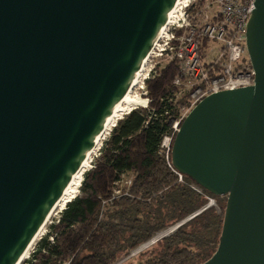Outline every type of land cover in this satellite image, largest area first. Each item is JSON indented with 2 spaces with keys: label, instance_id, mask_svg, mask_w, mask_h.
<instances>
[{
  "label": "water",
  "instance_id": "water-1",
  "mask_svg": "<svg viewBox=\"0 0 264 264\" xmlns=\"http://www.w3.org/2000/svg\"><path fill=\"white\" fill-rule=\"evenodd\" d=\"M175 1L0 0V264H18ZM253 4V85L202 99L171 145L175 171L226 199L203 264H264V0Z\"/></svg>",
  "mask_w": 264,
  "mask_h": 264
},
{
  "label": "trees",
  "instance_id": "trees-1",
  "mask_svg": "<svg viewBox=\"0 0 264 264\" xmlns=\"http://www.w3.org/2000/svg\"><path fill=\"white\" fill-rule=\"evenodd\" d=\"M174 63L145 83L147 107L118 120L48 234L20 264H117L157 234L181 224L134 263L203 264L217 249L226 199L194 191L172 172L161 143L188 105L173 85ZM128 177L130 185L124 184ZM206 196L216 208L202 211ZM52 239V240H51ZM130 260V259H129Z\"/></svg>",
  "mask_w": 264,
  "mask_h": 264
},
{
  "label": "built area",
  "instance_id": "built-area-1",
  "mask_svg": "<svg viewBox=\"0 0 264 264\" xmlns=\"http://www.w3.org/2000/svg\"><path fill=\"white\" fill-rule=\"evenodd\" d=\"M253 3L255 0L175 1L148 54L142 80L143 88L146 81L154 78L159 72V61L174 63L177 70L173 85L179 93H187L189 96L188 105L181 111L180 118L170 124L172 134L162 140L161 149L166 158L181 122L202 99L218 92L253 85L255 74L245 43L246 26L254 9ZM145 101L148 103L147 99ZM169 167L177 176L178 182H183L184 176L175 171L171 164ZM130 183V180L124 182L126 185ZM191 188L200 194L204 191L195 184ZM206 199L207 204L202 211L216 208L214 199L208 196ZM58 217L59 215L57 219ZM180 225L165 230L161 235L157 234L126 259L136 256L170 235Z\"/></svg>",
  "mask_w": 264,
  "mask_h": 264
},
{
  "label": "bare ground",
  "instance_id": "bare-ground-1",
  "mask_svg": "<svg viewBox=\"0 0 264 264\" xmlns=\"http://www.w3.org/2000/svg\"><path fill=\"white\" fill-rule=\"evenodd\" d=\"M146 61H147V59L142 63L139 71L137 72L134 80L132 81V83H131L130 87L128 88V90L126 91L125 95L122 97V99L119 101V103L116 105V107L111 112V114L108 117V119L106 120V123L104 124V127L102 128L100 134L98 135V137L94 141L92 148L90 149V151L87 153L86 157L84 158V160L80 164L78 171L72 176V178L69 181V184L67 185V187L65 188L62 196L58 199L55 206L51 209L46 221L53 214L54 211H56L58 208L61 209L63 206L68 204L77 194L78 187H79L81 180H82V175L87 170H89V168L91 167L90 166L92 164L91 158L96 154V151H97L96 148L99 144V138H100L101 134L104 131H106L111 125H114L115 122L120 120L122 118V116L124 114H127L131 109H135L137 107L145 108L147 106V102L144 99H141L138 97V98H136V99L140 100V101H138L132 97L133 92L137 88L142 89V80L144 78L143 69H144V65H145ZM141 100H143L144 102ZM46 221H45V223H46ZM44 224L40 228V230L38 231V233L36 234L34 239L30 242V244H29L28 248L26 249V251L24 252V254L20 257L18 264H20L25 259V255L28 253V250L30 249L31 245L34 243V241L39 236L42 228L44 227Z\"/></svg>",
  "mask_w": 264,
  "mask_h": 264
},
{
  "label": "rangeland",
  "instance_id": "rangeland-1",
  "mask_svg": "<svg viewBox=\"0 0 264 264\" xmlns=\"http://www.w3.org/2000/svg\"><path fill=\"white\" fill-rule=\"evenodd\" d=\"M167 64V61H165V60H162V61H159V63H158V65H157V68H158V70L160 71L165 65ZM145 90H146V88L145 87H143L142 89H136L134 92H133V94H132V97L134 98V99H136V98H140L141 97V99H144V100H146L147 98H146V93H145ZM183 93H178V96H180V95H182ZM136 100H138V101H140L139 99H136ZM141 101H143V100H141ZM144 102V101H143ZM115 124H116V122L114 123V125H111L106 131H104L102 134H101V136H100V138H99V144H98V146H97V148H96V154L91 158V167L93 166V163H94V161H95V158L97 157V155H98V153H99V151H100V149H101V147H102V145H103V143L105 142V140L108 138V136H109V133L111 132V130H112V128L115 126ZM90 167V168H91ZM89 168V169H90ZM88 171V170H87ZM86 171V172H87ZM85 174V173H84ZM83 174V175H84ZM82 175V176H83ZM124 182L125 181H127V180H129V178L126 176V177H124ZM66 206V205H65ZM65 206H63L61 209H57L56 211H54L53 212V214L48 218V220L46 221V223L44 224V227L42 228V230H41V232H40V234H39V236L37 237V239L34 241V243L31 245V247H30V249L28 250V253L25 255V258H27V256L28 255H30V253L32 252L31 250H33V248H34V244H35V242L40 238V237H43V236H45L46 234H48V231H49V226L53 223V222H55L56 221V219H57V216L59 215V212H61L64 208H65ZM166 231H163L162 233H160V235L161 234H163V233H165ZM159 235V234H158ZM156 244V243H155ZM155 244H153L152 246H150V247H148V248H146V249H144L143 251H141L140 253H143V252H145V251H148L151 247H153V246H155ZM143 247V245L142 246H140L139 248H137L136 250H134L133 252H135V251H137L138 249H140V248H142ZM140 253H138L136 256H134V257H132V258H130V260L129 259H123V260H125L124 262H126V261H129L130 263H134V262H136L139 258H138V256H139V254ZM123 260H121L120 262H118L117 264H120V263H122V261ZM129 263V264H130Z\"/></svg>",
  "mask_w": 264,
  "mask_h": 264
}]
</instances>
